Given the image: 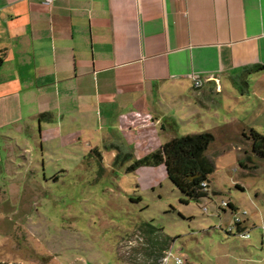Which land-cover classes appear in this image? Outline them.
Returning a JSON list of instances; mask_svg holds the SVG:
<instances>
[{"label": "rangeland", "instance_id": "374dc122", "mask_svg": "<svg viewBox=\"0 0 264 264\" xmlns=\"http://www.w3.org/2000/svg\"><path fill=\"white\" fill-rule=\"evenodd\" d=\"M259 73L249 77L250 94L223 88L213 97L215 116L193 113L170 131L214 137L205 150L213 171L198 201H181L163 164L127 169L132 157H113L100 121L63 122L62 135L52 124L42 136L37 123L10 137L0 128V264H264V160L246 138L250 128L264 135ZM133 138L149 149L140 131ZM127 139L114 138L117 152ZM95 146L106 148L102 159ZM235 215L244 221L240 232Z\"/></svg>", "mask_w": 264, "mask_h": 264}, {"label": "crops", "instance_id": "0c3cea01", "mask_svg": "<svg viewBox=\"0 0 264 264\" xmlns=\"http://www.w3.org/2000/svg\"><path fill=\"white\" fill-rule=\"evenodd\" d=\"M0 59L3 137L36 123L40 136L46 124L62 135L63 122L91 118L113 157L135 160L193 113L215 116L223 88L250 94L245 68L264 64V0H0ZM139 131L147 150L133 141Z\"/></svg>", "mask_w": 264, "mask_h": 264}, {"label": "trees", "instance_id": "16d2710c", "mask_svg": "<svg viewBox=\"0 0 264 264\" xmlns=\"http://www.w3.org/2000/svg\"><path fill=\"white\" fill-rule=\"evenodd\" d=\"M1 61V59H0ZM264 70V64H253L245 68V72L253 70ZM40 120H49V113H40ZM246 138L251 139V150L255 156L264 160V135L255 129H249V135ZM214 140L211 133L206 131L198 133H186L181 136H172L163 142L159 147L151 152L133 160V163L127 169H134L140 165L163 164L166 176L173 182L179 191L183 193L181 201H198L200 197L206 196L208 187V176L213 171V165L205 154L209 143ZM246 160L251 157L247 156ZM240 166L244 168L256 167L254 164L249 166L244 161H240ZM205 181L206 189L202 182ZM140 197H137L139 199ZM233 208V205H230ZM242 228L236 225V231L240 232Z\"/></svg>", "mask_w": 264, "mask_h": 264}, {"label": "built area", "instance_id": "2783aa9c", "mask_svg": "<svg viewBox=\"0 0 264 264\" xmlns=\"http://www.w3.org/2000/svg\"><path fill=\"white\" fill-rule=\"evenodd\" d=\"M44 3H47V5L51 4L53 2V0H42ZM200 84V81L199 79H195L194 80V85L195 86H198ZM202 185L203 187L206 189V183L205 181L202 182ZM223 204H227L226 202H223ZM228 205V204H227ZM241 223V219L239 217H237V215L234 216V223L233 225L236 227V225L240 224ZM227 231L228 232H231L232 231V226L228 227L227 228ZM244 232L240 233L241 235L243 234ZM171 250H167L166 253H165V256L164 258L166 259L169 255H171ZM175 262L176 263H179L181 262V259L179 257H175Z\"/></svg>", "mask_w": 264, "mask_h": 264}]
</instances>
